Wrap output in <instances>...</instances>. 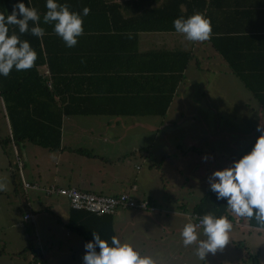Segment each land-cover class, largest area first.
<instances>
[{
    "label": "crops",
    "instance_id": "crops-1",
    "mask_svg": "<svg viewBox=\"0 0 264 264\" xmlns=\"http://www.w3.org/2000/svg\"><path fill=\"white\" fill-rule=\"evenodd\" d=\"M58 2L77 13L85 6L90 11L83 17L84 32L77 45L67 48L52 25L42 22L45 0H31L44 29L40 39L47 62L40 74L55 93L54 103L41 101L36 108L63 115L58 151L32 142L21 144L25 180L105 196L127 193L160 210L81 216L65 197L24 190L15 170L18 150L9 141H13L12 124L0 96L8 126L4 130L8 134L0 139V198L19 204L21 226L29 224L36 234L46 264L49 259L40 240L44 236L60 245L61 255L67 250L71 264H82L85 237L90 241L93 231L102 239L116 235L133 246L157 238L163 241L169 233L165 227L175 225L170 215L195 213L212 192V173L251 149L259 136L257 125L264 127V0ZM197 12L210 20L205 41H188L174 28H162ZM172 170L184 181L170 194L163 180L171 185ZM31 192L50 200L42 206L41 197ZM30 210L33 220L25 223L24 214ZM229 211L227 219L242 235L264 233V228ZM56 213L65 215L66 221L58 219L63 233L48 218H57ZM44 216L49 222L41 220ZM46 228L49 234L42 235ZM235 240L231 237L227 243ZM30 250L31 260L33 246Z\"/></svg>",
    "mask_w": 264,
    "mask_h": 264
},
{
    "label": "clouds",
    "instance_id": "clouds-1",
    "mask_svg": "<svg viewBox=\"0 0 264 264\" xmlns=\"http://www.w3.org/2000/svg\"><path fill=\"white\" fill-rule=\"evenodd\" d=\"M47 11L42 17L44 24L52 25L53 32L62 39L65 47L77 45L78 37L83 32V17L90 9L85 6L79 13L70 11L66 3L58 0H45ZM41 17L28 0H17L12 11L0 12V77H7L13 68L16 71L30 69L37 54L28 40L20 39L16 32L9 34V26H16L18 33L41 38L44 29L39 26ZM31 22V26L29 24ZM174 30L183 34L188 41H205L211 32L210 20L201 13H194L187 18H175L172 21ZM256 138L250 151L234 160L230 166L215 170V178L210 190L215 193L216 200H225L227 208L238 217L253 219L264 228V127L257 125ZM202 227V232L198 229ZM232 225L222 215L212 211L200 215L198 222L188 220L184 223L180 237L185 247L195 244V256L205 260L209 253L223 249L229 241ZM203 239H199V236ZM87 251L82 257V264H155L150 255L141 254L127 240L116 235L107 239L92 232V239L83 245Z\"/></svg>",
    "mask_w": 264,
    "mask_h": 264
},
{
    "label": "rangeland",
    "instance_id": "rangeland-1",
    "mask_svg": "<svg viewBox=\"0 0 264 264\" xmlns=\"http://www.w3.org/2000/svg\"><path fill=\"white\" fill-rule=\"evenodd\" d=\"M5 120V112L0 105V139L4 138L5 134H8V131H4L6 127H8L6 126ZM228 138L230 139V136H228ZM236 142L241 143L239 140H236ZM10 148L8 149L9 153L12 149ZM11 160L15 167L16 163L14 156ZM170 174L171 178H169V181L170 179L173 181L171 185H169L166 180H163V182L168 192L170 191V194H173V191H171L172 187H176L179 185L177 183L183 182L184 180L173 170L170 171ZM160 188L161 187L159 186L158 190H160ZM31 193L32 195L38 194L41 197V201H43L42 206L50 200L47 199L50 197H46L39 192ZM13 200L14 199L7 201L5 198H0V252H6L5 254L0 255V264H30L32 252L29 249V246H33V251L37 255H39L42 250L40 249L41 247L37 245L36 234H34L33 230L28 226L29 224H27L26 228L21 226L23 223L22 212L19 208V204ZM56 214L58 215L57 218H55V216H50L48 218L51 220L52 224H58L57 229L59 230V233H63L62 225L58 223V219H60V221H66L65 215L62 213ZM170 219L173 224L175 223L174 226L177 229L174 230L173 225H167V223H164V225H167L165 227V232L169 233L164 236L163 241L160 240V238H157L152 241H144L142 244L138 242H135L134 244V248L141 254L152 256L155 264H264V233H262V231L259 233L254 231L247 237L246 235H242L238 228L232 226L231 231L229 232V239L234 237V240L236 239L235 243H227L223 249H218L214 254L209 253L206 256V259L202 261L195 256L196 245L193 244L185 247L180 237L182 224L191 219L178 215H170ZM41 220L49 222L45 216L42 217ZM15 224L19 227H16ZM170 227H172L171 232ZM27 228L28 231H26ZM173 230L175 231L174 235ZM198 232H202V229H198ZM46 233L49 234L48 228L43 230L42 235ZM203 238L202 235L199 237V239ZM40 240L44 243V246H42L41 242L40 245L43 249L45 247L43 255L46 259H49V264L52 263L51 261H54L55 264H71L70 256L68 254L66 255L67 250L64 251V255H61L59 249L60 245L52 243L50 239H46V236L40 238ZM52 255L54 259L52 258Z\"/></svg>",
    "mask_w": 264,
    "mask_h": 264
},
{
    "label": "trees",
    "instance_id": "trees-1",
    "mask_svg": "<svg viewBox=\"0 0 264 264\" xmlns=\"http://www.w3.org/2000/svg\"><path fill=\"white\" fill-rule=\"evenodd\" d=\"M17 0H0V12H11L13 5ZM27 6L28 0H23ZM181 1H178L181 4ZM184 18L183 16H180ZM31 26V22H29ZM40 26V25H39ZM163 29H173V27H162ZM16 32L22 40H28L31 47L34 48L37 58L30 69L16 71L14 68L10 70L7 77H0V96L3 98L7 115L12 124L13 141L18 150V156L23 160L21 144L26 142L35 143L37 146L48 149L49 151H58L61 148V127L62 113L54 114L52 112L41 111L36 105L41 101H49L54 103L53 90H49L45 80L40 74V68L47 62L43 56L41 48V39L24 33L20 35L16 26H9V34ZM46 61V62H45ZM187 64L184 66V69ZM183 80V76L179 77ZM261 99V98H259ZM165 112H163L164 115ZM5 141L2 142L5 147ZM10 143V142H9ZM248 151L243 153L246 154ZM74 211V210H73ZM212 211L215 215H222L225 218L230 216L229 208L226 206L225 200H216L215 193L211 192L205 197L196 209L195 213L202 215L205 212ZM81 216H95L83 211H74ZM106 217V216H104ZM231 218V217H230ZM246 218V217H245ZM252 223H256L253 219L248 218ZM77 226H72L71 230ZM86 242L88 238L85 237ZM32 247L31 245L29 246Z\"/></svg>",
    "mask_w": 264,
    "mask_h": 264
},
{
    "label": "built area",
    "instance_id": "built-area-1",
    "mask_svg": "<svg viewBox=\"0 0 264 264\" xmlns=\"http://www.w3.org/2000/svg\"><path fill=\"white\" fill-rule=\"evenodd\" d=\"M48 86L51 88V82ZM17 157V168L21 179V185L24 190L41 191L47 196H62L65 197L72 210L83 211L95 215L97 217L115 216L119 211H138V212H159V208L149 200H136L130 194L124 193L118 196H105L93 192L81 191L73 187H59L57 185H49L41 187L36 183H30L25 180L23 174V162L18 156V151H15ZM185 215V213H180ZM194 223L198 222L199 214H186ZM33 220V214L27 211L24 214L25 223ZM202 228V227H201ZM200 228V229H201ZM30 264H46L44 259L34 253Z\"/></svg>",
    "mask_w": 264,
    "mask_h": 264
}]
</instances>
